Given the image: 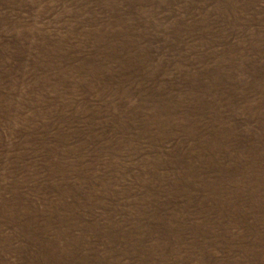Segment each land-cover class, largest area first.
<instances>
[{
  "label": "rangeland",
  "instance_id": "374dc122",
  "mask_svg": "<svg viewBox=\"0 0 264 264\" xmlns=\"http://www.w3.org/2000/svg\"><path fill=\"white\" fill-rule=\"evenodd\" d=\"M0 264H264V0H0Z\"/></svg>",
  "mask_w": 264,
  "mask_h": 264
}]
</instances>
